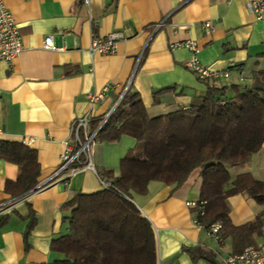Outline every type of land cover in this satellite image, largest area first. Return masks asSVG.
Masks as SVG:
<instances>
[{
    "label": "crops",
    "instance_id": "obj_1",
    "mask_svg": "<svg viewBox=\"0 0 264 264\" xmlns=\"http://www.w3.org/2000/svg\"><path fill=\"white\" fill-rule=\"evenodd\" d=\"M249 0H4L18 26L23 49L10 64L0 60V141L18 142L36 151L39 175L34 188L18 197L5 190L18 176V166L0 157V264H52L63 256L52 241L68 231L62 205L74 193L101 190L96 174L80 170L54 177L74 118L87 114L90 127L113 111L123 92H137L150 117L186 108L204 95L205 82L186 68L190 52L172 43L193 40L200 62L229 77L209 80L221 85L248 82L264 71V20L247 9ZM163 24L156 28V24ZM210 20L207 31L204 22ZM120 34L112 54H89L92 39ZM52 36L61 50L42 47ZM240 74L243 76L240 79ZM108 90L103 98L90 96ZM168 88V89H166ZM166 89V90H164ZM159 90H164L158 92ZM124 92V93H125ZM155 92H158L154 94ZM135 145L123 135L118 141L97 142L96 173L119 174L120 159ZM232 179L249 174L264 181V143L250 161L230 168ZM47 183L44 187L39 185ZM200 169L178 188L150 181L145 194L131 201L153 231L156 264H223L231 242H218L195 224L197 209L186 202L200 197ZM234 225L253 221L264 210L243 193L228 198ZM264 253V228L256 245ZM188 247L213 254V261L193 260Z\"/></svg>",
    "mask_w": 264,
    "mask_h": 264
},
{
    "label": "trees",
    "instance_id": "obj_2",
    "mask_svg": "<svg viewBox=\"0 0 264 264\" xmlns=\"http://www.w3.org/2000/svg\"><path fill=\"white\" fill-rule=\"evenodd\" d=\"M204 82L203 96L158 117L147 114L137 92L126 90L96 135L99 142L118 141L123 135L135 139L134 147L120 159L118 175L112 170L97 172L111 179L119 192H78L62 205L70 211L63 217L68 231L52 241V251L63 256L52 264H156L152 228L130 200L131 194H145L150 181L178 188L195 169H200L199 199L206 201L204 214L197 216L200 226L207 229L220 222L219 235L230 240L233 254L256 245L264 228V210L253 221L234 225L228 198L243 193L264 204V181L249 174L232 179L230 174V168L250 161L264 143V71L252 72L248 82ZM0 157L19 169L5 190L12 197L30 192L39 175L36 151L0 141ZM186 251L193 260L214 262L213 254L200 247Z\"/></svg>",
    "mask_w": 264,
    "mask_h": 264
},
{
    "label": "built area",
    "instance_id": "obj_3",
    "mask_svg": "<svg viewBox=\"0 0 264 264\" xmlns=\"http://www.w3.org/2000/svg\"><path fill=\"white\" fill-rule=\"evenodd\" d=\"M87 4L88 0H84ZM247 9L252 13L256 20H264V0H249L247 2ZM163 24V20L156 24V28ZM204 27L208 31L212 22L210 20L204 22ZM120 34L111 32L103 39L94 38L89 47V54H112L115 52L116 41ZM42 47L46 50H61L54 44L52 36H46L43 40ZM184 47L190 52V58L185 62L187 69L191 70L198 79L219 80L229 77L228 70H214L202 64L198 58L199 47L193 40H186L171 44V48ZM23 46L18 32V26L13 19L11 12L6 7L4 0H0V60L10 64L22 51ZM243 76L240 74V79ZM108 90L105 86L101 91L96 92L90 96V102L96 103L103 98V93ZM125 92V91H124ZM124 93L120 96H122ZM121 100V99H120ZM120 102V101H119ZM106 117L99 123V125L92 129L90 127L91 118L87 114H82L71 122L70 125V140L64 143L63 151L59 156V166L54 173V177L65 173L67 177L75 175L80 170H89L98 177L101 189L113 190L119 192L111 179H105L98 176L93 162L94 146L98 142L96 135L105 121ZM47 183H42L39 188L44 187ZM187 206H192L197 209V216H202L205 212L206 201L197 199L186 202ZM4 204H0V215L4 210ZM196 225H200L198 219L194 221ZM221 228L220 222H213L206 229L208 236L215 239L220 248L223 244V239L219 235ZM223 264H264V253L257 246H247L240 253H228L221 258Z\"/></svg>",
    "mask_w": 264,
    "mask_h": 264
},
{
    "label": "water",
    "instance_id": "obj_4",
    "mask_svg": "<svg viewBox=\"0 0 264 264\" xmlns=\"http://www.w3.org/2000/svg\"><path fill=\"white\" fill-rule=\"evenodd\" d=\"M124 93V92H123ZM121 97L119 98V100L117 101L116 105L119 103ZM112 111H110L108 114H107V117L109 116V114L111 113Z\"/></svg>",
    "mask_w": 264,
    "mask_h": 264
}]
</instances>
